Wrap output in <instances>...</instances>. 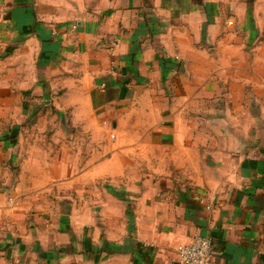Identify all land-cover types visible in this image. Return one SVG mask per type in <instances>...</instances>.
<instances>
[{
    "label": "crops",
    "instance_id": "1",
    "mask_svg": "<svg viewBox=\"0 0 264 264\" xmlns=\"http://www.w3.org/2000/svg\"><path fill=\"white\" fill-rule=\"evenodd\" d=\"M264 264V0H0V264Z\"/></svg>",
    "mask_w": 264,
    "mask_h": 264
},
{
    "label": "built area",
    "instance_id": "2",
    "mask_svg": "<svg viewBox=\"0 0 264 264\" xmlns=\"http://www.w3.org/2000/svg\"><path fill=\"white\" fill-rule=\"evenodd\" d=\"M213 241L207 237H198L191 244L178 248L180 264H211L213 256Z\"/></svg>",
    "mask_w": 264,
    "mask_h": 264
}]
</instances>
